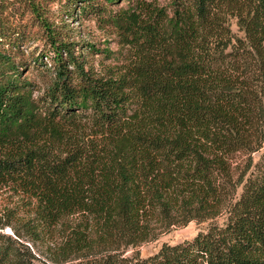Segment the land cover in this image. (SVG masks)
Here are the masks:
<instances>
[{
  "label": "trees",
  "instance_id": "trees-1",
  "mask_svg": "<svg viewBox=\"0 0 264 264\" xmlns=\"http://www.w3.org/2000/svg\"><path fill=\"white\" fill-rule=\"evenodd\" d=\"M19 1L17 15L0 0V185L33 198L48 227L82 217L62 252L78 264H264V163L246 180L229 163L264 145V0H135L109 12L128 51L106 76L89 65L96 46L70 39L43 0ZM28 40L44 46L34 64L19 53ZM39 74L51 77L35 96ZM223 210L224 225L148 257L115 248L150 238L154 223ZM33 258L0 233V264Z\"/></svg>",
  "mask_w": 264,
  "mask_h": 264
},
{
  "label": "rangeland",
  "instance_id": "rangeland-1",
  "mask_svg": "<svg viewBox=\"0 0 264 264\" xmlns=\"http://www.w3.org/2000/svg\"><path fill=\"white\" fill-rule=\"evenodd\" d=\"M11 8L16 10L14 14L20 15L22 12L21 2L14 0ZM43 4L50 9L49 14L55 16L61 22L68 23L69 38L82 43L81 48L93 44L96 51L88 52L89 65L98 73L99 76L109 75L112 68L120 67L123 62L124 53L127 52L124 46V38L120 35L119 28L112 22L107 21V17L112 13L115 15L122 8H128L134 4L135 0H117L108 2L107 0H92L96 8L86 7V1L77 2L74 8L73 0H43ZM155 2L157 0H146ZM72 2V3H71ZM161 5L168 6L171 0H158ZM104 13L102 12V8ZM17 9L19 12H17ZM69 9H71L69 11ZM98 9V10H97ZM171 10V9H170ZM18 18V16H17ZM24 21L23 29L30 35L35 33L36 24L27 16ZM20 19V22H24ZM232 30L236 36L243 37L236 18H230ZM19 53L23 52L25 59L33 63V56L43 51L44 46L40 41L28 40L26 45L19 48ZM16 51V50H15ZM41 61L43 65L39 66L42 71L50 61L54 53ZM33 69H31L32 71ZM48 75L43 79L42 74L36 78L35 96H40L46 89V80L50 79ZM45 83V84H44ZM230 168L234 179H240L244 174L245 180L257 171L258 165L264 163V145L258 151L247 153L244 151L235 152L230 157ZM243 185L238 188L236 198L240 197ZM228 213L223 210L220 215L206 219L193 220L188 224L177 223L166 227L159 224H153L154 234L140 242L139 244H118L116 250L124 256L148 257L157 253L164 244H177L184 241L193 240L199 233L205 232L213 225H224L227 222ZM82 220L81 216H75L66 219L65 222L71 223L58 227H48L40 220L37 214V203L29 195L24 194L9 185H0V233L11 236L23 245H27L34 255L33 262L37 264H78L83 257L78 258L77 253H63L62 248L65 245V239L72 233V228ZM85 223H82L84 225ZM101 248H97L100 250Z\"/></svg>",
  "mask_w": 264,
  "mask_h": 264
}]
</instances>
